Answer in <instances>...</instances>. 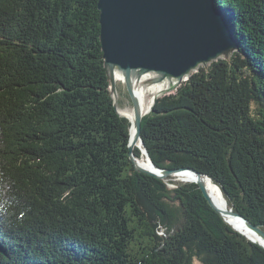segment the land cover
<instances>
[{"label":"trees","instance_id":"1","mask_svg":"<svg viewBox=\"0 0 264 264\" xmlns=\"http://www.w3.org/2000/svg\"><path fill=\"white\" fill-rule=\"evenodd\" d=\"M98 2L0 0V264H264L197 183L135 169ZM217 4L239 50L157 98L143 148L264 226V0Z\"/></svg>","mask_w":264,"mask_h":264},{"label":"water","instance_id":"2","mask_svg":"<svg viewBox=\"0 0 264 264\" xmlns=\"http://www.w3.org/2000/svg\"><path fill=\"white\" fill-rule=\"evenodd\" d=\"M98 7L104 64L114 105L118 113L132 123L129 149L135 169L159 179L174 177L183 171L194 173L196 179L189 182L199 185L219 215L236 231L264 247V226L254 224L236 211L223 212L208 192L207 179L218 186L209 175L191 167L161 168L154 163L146 147L143 151L150 167H145L134 153L136 145L141 147L144 144L142 121L145 115L136 93L137 83L149 72H155L157 76L147 83L176 79L177 84L162 95L170 94L201 65L229 59L239 50V43L226 13L218 6L217 0H99ZM116 70L129 75L125 84L134 108L133 119L119 111ZM229 218L242 220L245 230L234 227ZM250 234L259 237L262 243L252 239Z\"/></svg>","mask_w":264,"mask_h":264},{"label":"bare ground","instance_id":"3","mask_svg":"<svg viewBox=\"0 0 264 264\" xmlns=\"http://www.w3.org/2000/svg\"><path fill=\"white\" fill-rule=\"evenodd\" d=\"M115 75H116L117 81L121 80L122 82L127 83V81L129 80V75L121 72L120 70H116ZM156 76H157V74L155 72L146 73L142 77V80H140L136 85V93L140 99L142 113L144 115H147L148 113L151 112L150 110H152V108L154 106V100L156 97H158V96L162 95L164 92L172 89L177 84L176 79H169V78H166L160 82L147 83V81L150 78H153ZM117 97H119V95ZM119 111L121 113L127 115L131 119L134 118L133 106H132V108H130V107H119ZM130 132H131L130 136H132L133 129H131ZM138 143L140 144V141ZM141 147L143 149L142 145H141ZM139 161L143 166L150 167V163H149L144 151H143V157L139 158ZM186 174H189L190 176H188ZM174 177H177L178 179H183L185 181H189V180L194 181L196 179V175L192 172H189V171L180 172L177 175H175ZM207 189H208V192L210 193L213 201L220 207V209L223 212H230V208L228 206L227 200L224 197L222 190L218 186L212 184L210 179H207ZM229 221L234 227H236L237 229H239L241 231L245 230V228H246L245 223L242 220H240L239 218H229ZM250 237L252 239L256 240L257 242L262 243V240L259 237L255 236L253 234H250Z\"/></svg>","mask_w":264,"mask_h":264},{"label":"rangeland","instance_id":"4","mask_svg":"<svg viewBox=\"0 0 264 264\" xmlns=\"http://www.w3.org/2000/svg\"><path fill=\"white\" fill-rule=\"evenodd\" d=\"M211 63H209V64H204V65H201L202 67H207V66H209ZM198 71V69H196V70H194L193 72H197ZM117 84L118 85H120V86H122L123 88L125 87L126 88V86H127V84H125L124 82H122L121 80L120 81H117ZM120 88V90L122 91V93H123V90H122V88L121 87H119ZM175 90H176V87L172 90V91H170V92H175ZM119 99H121L122 101H123V103H124V107H130V108H132V102H131V99H130V97L127 95V93L125 92L124 93V95H120L119 94ZM151 111V110H150ZM186 175H188V176H190L189 174H186ZM185 176V175H184ZM188 179V178H187ZM175 181H182V182H187V181H184L183 179H178L177 177H172V180L168 183L169 184V186L171 187V188H173V187H175L176 186V184H175Z\"/></svg>","mask_w":264,"mask_h":264}]
</instances>
